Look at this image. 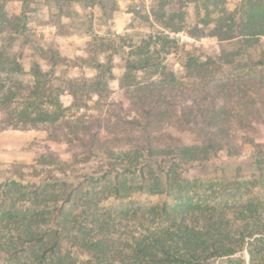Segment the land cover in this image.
Returning a JSON list of instances; mask_svg holds the SVG:
<instances>
[{
	"label": "trees",
	"instance_id": "1",
	"mask_svg": "<svg viewBox=\"0 0 264 264\" xmlns=\"http://www.w3.org/2000/svg\"><path fill=\"white\" fill-rule=\"evenodd\" d=\"M55 1L80 6L89 28L103 4ZM31 2L16 12L0 0V125L43 128L101 164L83 178L50 171L0 180V264H264L263 143L252 142L250 174L226 179L209 169L214 157L240 153L239 129L264 122V0L149 1L132 11L156 30L136 40L95 35L82 64L90 76L84 69L62 84L58 55L50 70L34 60L25 72L8 49L31 38ZM185 34L236 47L203 57L180 46ZM103 53L108 64L122 60L116 84L130 111H116ZM171 126L200 141L185 143Z\"/></svg>",
	"mask_w": 264,
	"mask_h": 264
},
{
	"label": "rangeland",
	"instance_id": "2",
	"mask_svg": "<svg viewBox=\"0 0 264 264\" xmlns=\"http://www.w3.org/2000/svg\"><path fill=\"white\" fill-rule=\"evenodd\" d=\"M10 10L18 12L22 0H2ZM154 0H102V5L93 7L95 13L94 25L89 28L84 10L77 5H65L61 8L55 0H32L31 5L36 8L30 18L31 38L17 37L9 45L12 55L19 57L25 72L29 71L34 60H39L41 67L51 69L52 53L58 55L61 61L56 64V83L62 84L71 79H81L84 59L91 57L95 35L119 39L121 35H128L134 40L156 30L141 21L132 11L133 8L144 7ZM238 0H227V4L235 5ZM192 6V3H190ZM150 5V4H149ZM7 40L6 38L4 39ZM2 37L0 36V43ZM180 46L184 50L200 55L222 54L235 50V41L219 40L208 34L193 36L183 35ZM59 58V59H60ZM105 62L106 55L102 54ZM112 67L113 91L112 97L116 103V111L126 109L130 111L132 104L126 99V93L117 88L116 82L123 73L122 60L114 56ZM172 68L180 66L178 57L172 55L169 60ZM113 65V66H111ZM86 77L90 73L86 69ZM134 108V107H133ZM1 116V112H0ZM170 132L179 136L185 143L200 141L195 130L171 126ZM237 134L240 153L232 157L220 154L212 160L210 171L218 176H243L254 171L253 160L254 143L264 145V122L255 124L249 131L240 130ZM81 146L65 140H53L43 128L20 129L0 125V180L16 178L24 181H34L50 171L77 174L83 178L84 174L95 169L101 163L99 159L86 160L82 156ZM56 161V162H53ZM63 167V168H62ZM59 169H62L61 171ZM227 177H225L227 179ZM141 201L155 202L159 196L141 194L137 196ZM247 257V254H245ZM248 258V257H247Z\"/></svg>",
	"mask_w": 264,
	"mask_h": 264
}]
</instances>
